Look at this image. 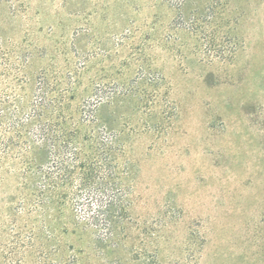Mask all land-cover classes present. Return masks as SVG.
Instances as JSON below:
<instances>
[{"label": "rangeland", "instance_id": "rangeland-1", "mask_svg": "<svg viewBox=\"0 0 264 264\" xmlns=\"http://www.w3.org/2000/svg\"><path fill=\"white\" fill-rule=\"evenodd\" d=\"M0 264H264V0H0Z\"/></svg>", "mask_w": 264, "mask_h": 264}, {"label": "trees", "instance_id": "trees-1", "mask_svg": "<svg viewBox=\"0 0 264 264\" xmlns=\"http://www.w3.org/2000/svg\"><path fill=\"white\" fill-rule=\"evenodd\" d=\"M104 166H102V168H100V170L98 169V172H97V174L98 173H101L100 171L101 170H103L104 168H103ZM92 171H93V173H94V169H92ZM107 177L106 176H104V177H99V180L100 181H102L100 184H99V186H102V187H99L98 189H107V187H108V181L107 182H105V179H106ZM81 181H84L83 179H80ZM83 184L81 185V187H83V186H86V184L84 183V182H82ZM94 187H96L95 185H93ZM91 197V194H90V196H89V198H88V202L86 203V205H85V208L87 209V212L88 211H90V212H92V206H90V198ZM100 201V204H99V209H100V213L103 215V217H104V224H102L103 225V227L105 228V230L107 231L106 233V235H108V233L112 236V233H113V228H114V221H112V220H110L109 219V217H110V215L111 214H113L115 211H114V207H116L117 206V204L119 203V198L118 199H116V198H111L110 200H108V201H104V200H99ZM92 220H94V217H92L91 218ZM92 225H94V226H96V227H99L96 223H92Z\"/></svg>", "mask_w": 264, "mask_h": 264}]
</instances>
